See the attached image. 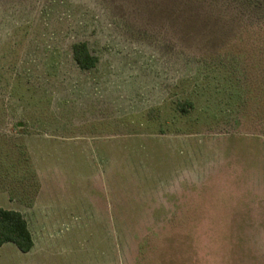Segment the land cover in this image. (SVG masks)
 <instances>
[{
	"label": "rangeland",
	"instance_id": "obj_1",
	"mask_svg": "<svg viewBox=\"0 0 264 264\" xmlns=\"http://www.w3.org/2000/svg\"><path fill=\"white\" fill-rule=\"evenodd\" d=\"M0 207V264H264V0H0Z\"/></svg>",
	"mask_w": 264,
	"mask_h": 264
},
{
	"label": "trees",
	"instance_id": "obj_2",
	"mask_svg": "<svg viewBox=\"0 0 264 264\" xmlns=\"http://www.w3.org/2000/svg\"><path fill=\"white\" fill-rule=\"evenodd\" d=\"M72 57L82 70L93 68L97 61L84 41L72 45ZM8 242L21 252H28L34 244L23 215L19 211L0 207V245Z\"/></svg>",
	"mask_w": 264,
	"mask_h": 264
}]
</instances>
